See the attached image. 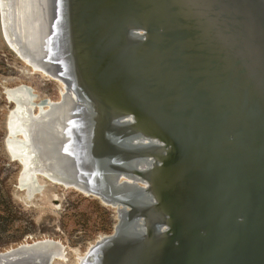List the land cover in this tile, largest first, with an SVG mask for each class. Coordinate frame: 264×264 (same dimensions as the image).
I'll return each instance as SVG.
<instances>
[{
  "label": "water",
  "instance_id": "1",
  "mask_svg": "<svg viewBox=\"0 0 264 264\" xmlns=\"http://www.w3.org/2000/svg\"><path fill=\"white\" fill-rule=\"evenodd\" d=\"M18 1L26 42L9 22L11 32L23 54L36 58L28 45L35 0ZM60 1L50 0L49 37L38 62L59 71L49 52L55 48L65 59L89 114L79 139L82 151L91 154L92 142L112 150L118 155L114 171L144 178L150 186L121 184L120 177L109 185L112 194L99 183L91 187L125 209L96 252L99 264H264V0ZM0 33L26 63L6 38L1 6ZM75 75L91 99L77 90ZM9 91L3 93L7 102H17L19 94ZM106 111L117 112L103 116ZM73 115L65 116L64 125L73 123ZM10 123L9 114L6 132ZM139 128L157 131L169 143ZM43 131L34 133L32 148L40 158H51L52 145L60 142L52 144L50 132ZM8 134L5 152L21 167ZM94 151L84 168L99 180L92 170L98 166L106 173L107 163ZM63 154L74 168L75 154ZM144 159L148 165H141ZM55 167L62 172V165ZM25 171L18 187L39 188L28 195L31 200L45 185L36 175L22 176ZM12 259L0 258V264ZM19 262L53 261L30 255Z\"/></svg>",
  "mask_w": 264,
  "mask_h": 264
},
{
  "label": "bare ground",
  "instance_id": "2",
  "mask_svg": "<svg viewBox=\"0 0 264 264\" xmlns=\"http://www.w3.org/2000/svg\"><path fill=\"white\" fill-rule=\"evenodd\" d=\"M9 1L13 3V0H0L1 6V16L2 22L4 25L5 35L7 40L10 42L11 46L20 54V56L24 59L25 65L29 63L30 70L32 73H41L43 74L48 80L55 82L58 84V98L54 99H45L36 105L32 103L31 98L27 93L29 91L26 86H18L12 88L9 91L10 95L18 93L17 102L12 101V109L9 110L8 115L10 114V132H6V137L11 133L10 139L17 144L16 154L20 156L22 159L23 164L21 165L20 173L26 168L25 173L22 176H28L33 178L34 175L37 176V182L40 185H45L42 183L41 177L45 178L50 183L56 184L58 186L63 187L64 190H72L75 191L85 197L93 198L99 201L104 207H107L114 211L115 217H118L119 213L125 212L123 206H115L116 204L112 203V197L106 196V198H102L98 195V193L91 189L94 185L98 183L101 184L103 190L112 194L111 182L116 181V179L121 177L120 183H129L131 185H138L142 189H148L150 186L144 182V178L137 180L138 178L135 176H130L125 174L124 172L119 173L117 170L114 171V161H117L116 155L112 150H105L102 148H98L96 143H90L92 148V153L90 154L88 149L86 151H82L80 144V136L85 132L87 127L88 120V113L84 109L85 105L81 102L78 98V95L74 91V84L72 85L71 78L68 74V66L65 62V59L62 57V53L59 52V49L55 48L49 52H51L56 62L60 63V70L56 71V66L52 67V70H49L46 65L38 62L39 59L43 58L45 46V40L49 37L48 36V28L50 22V0H35L34 3L31 5L33 7L32 12V19L34 27V35H32L31 43L28 42L32 53L36 56L23 54L18 42L16 41L15 35L11 32V27L9 22L14 24L16 32L21 35L22 41L26 42V29H21L20 27V19H19V1L16 0L14 2V7H9ZM59 3L61 2L58 0ZM59 8V7H58ZM11 12V14H10ZM11 17H14V20ZM61 17V14L59 15ZM24 25V23H23ZM55 32H57V36L54 39L59 40L61 34L59 32V27H56ZM53 34V33H52ZM52 39L51 41H54ZM50 41V42H51ZM52 47V46H51ZM33 66L36 70L33 72L31 68ZM58 69V66H57ZM44 77V78H45ZM45 78V79H46ZM75 85L77 90L85 96L87 100L91 99V97L86 93L85 89L80 84V81L77 80L75 75ZM32 95V94H31ZM32 97V96H31ZM89 98V99H88ZM97 109V108H95ZM107 112L112 113V116L117 111H106L103 113V116H107ZM127 112H134L133 110L127 109ZM71 125H64L65 116L73 114ZM99 114V113H98ZM135 118L137 119L136 115ZM68 120V118H67ZM137 123H140V119H137ZM83 126V129H82ZM57 127L59 129H57ZM138 129L137 127H135ZM143 131V129L139 128ZM44 132L43 130H47L50 132L48 134L49 141L53 143H59L57 145H52L53 153L51 158L44 156V159L37 156V150L32 148L33 142L32 137L34 133L37 131ZM143 132H152L154 136L160 137L161 140H164L166 143H169L165 140L161 135L157 133V131H148L145 130ZM95 133V132H94ZM76 139V141H75ZM74 140L75 143H72ZM140 144L139 141H137ZM148 142V141H145ZM69 144V145H68ZM148 144V143H147ZM150 144V143H149ZM14 144L8 143V146L12 147ZM68 145V146H67ZM69 146L70 149H69ZM58 149V150H57ZM94 149L98 150L102 153V159H104L107 163V172L102 173V171L98 168L92 170L93 176L97 173L100 175L99 178L94 179L89 176V170L84 168V164L86 163L87 159L90 160V155L95 157ZM51 150V151H52ZM57 151V152H56ZM64 152H71V154H75L76 156V164H74V168L72 167L73 163L69 160ZM56 158H62L64 163H61L56 160ZM148 159H144L141 165H148ZM19 163V162H18ZM20 164V163H19ZM56 164L59 166L62 165L63 167L62 172L59 170H54L56 168ZM130 165H136V159H131L129 162ZM164 165V164H163ZM81 172L86 174L83 176ZM145 177V176H144ZM148 177H146L147 179ZM45 180V181H46ZM140 181V182H139ZM91 182V183H90ZM110 182V183H109ZM42 183V184H41ZM45 183V182H44ZM110 185V186H109ZM46 186V185H45ZM111 188V189H110ZM39 188L37 187H30L27 190L28 195H32L34 192L38 191ZM93 190V191H92ZM27 195V198H28ZM37 195H46L45 187L42 192ZM126 211H131L130 208H127ZM155 216V215H152ZM157 217V216H155ZM148 219V218H147ZM146 219V220H147ZM145 220V221H146ZM149 220V219H148ZM116 223L114 225L115 226ZM113 228V230H114ZM128 234V231H126ZM113 235L112 233L101 234L99 235L93 242H91L84 251H80L74 249L71 251L73 254L74 260L73 264H99L100 256L97 251H99V246L101 243L107 239H109ZM127 238V237H126ZM30 238L24 240L23 242L0 250V258L6 259L12 257L13 261L8 264H27V262H19V260L23 257H28L30 255H34L36 260L42 263L48 262L52 259V264H70L71 261L69 259V252L68 248L59 240H55L52 238H42V239H34L29 241ZM122 247V246H121ZM120 248V247H119ZM93 259H90L89 256L93 253ZM102 257H106L105 252L103 253Z\"/></svg>",
  "mask_w": 264,
  "mask_h": 264
},
{
  "label": "rangeland",
  "instance_id": "3",
  "mask_svg": "<svg viewBox=\"0 0 264 264\" xmlns=\"http://www.w3.org/2000/svg\"><path fill=\"white\" fill-rule=\"evenodd\" d=\"M0 50L6 55L7 64L5 68L0 67V98L5 102L0 105V250L28 238L29 241L52 238L68 248L70 264H73L71 251H84L99 235L112 233L116 223L114 211L93 198L64 190L43 177L40 179L46 185V195H36L28 200L27 189L18 187L21 167L9 158L4 147L6 117L13 108L4 97V90L22 85L31 86L34 96L29 97L36 105L45 99L56 100L59 86L41 73H31L6 47L1 33Z\"/></svg>",
  "mask_w": 264,
  "mask_h": 264
},
{
  "label": "trees",
  "instance_id": "4",
  "mask_svg": "<svg viewBox=\"0 0 264 264\" xmlns=\"http://www.w3.org/2000/svg\"><path fill=\"white\" fill-rule=\"evenodd\" d=\"M6 55L0 50V67H4L5 65L7 66V64H5L6 62ZM2 70H0L1 73ZM5 102L0 98V105H3ZM8 166H11V164H9ZM6 183V182H5Z\"/></svg>",
  "mask_w": 264,
  "mask_h": 264
}]
</instances>
